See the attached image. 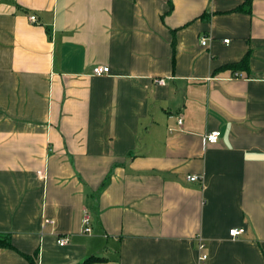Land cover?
Returning <instances> with one entry per match:
<instances>
[{
    "label": "crops",
    "instance_id": "1",
    "mask_svg": "<svg viewBox=\"0 0 264 264\" xmlns=\"http://www.w3.org/2000/svg\"><path fill=\"white\" fill-rule=\"evenodd\" d=\"M0 233V264H264V0H0Z\"/></svg>",
    "mask_w": 264,
    "mask_h": 264
},
{
    "label": "built area",
    "instance_id": "2",
    "mask_svg": "<svg viewBox=\"0 0 264 264\" xmlns=\"http://www.w3.org/2000/svg\"><path fill=\"white\" fill-rule=\"evenodd\" d=\"M29 19L30 21L32 22H36V17L34 15H30L29 16ZM208 37L206 36H201L200 37V44L201 45H206V43L208 42ZM224 42H229V39H224L223 40ZM109 72V67L106 66V65H95L93 66L92 68V73L94 75H103V74H107ZM162 81V80H160ZM178 123H181V118L178 117ZM219 135H220V132L218 130H213V131H210L208 133H206L204 135V140L207 142V143H215L218 141V138H219ZM187 179L190 180V181H195L196 179H198V176L197 175H188L187 176ZM92 214H91V211L87 208L84 209L83 211V216H82V231L83 233H86V234H89L91 233L92 231ZM48 222H51L50 219H44V223H48ZM244 232V228L243 227H238V228H231L229 229L228 233L230 235L231 238H235L237 237L238 235L242 234ZM57 243L62 246V245H65L67 243V238L66 237H58L57 239ZM204 247V244L199 241L198 242V248L200 250H202ZM207 258V255L205 253H201L200 256H199V260L200 262H204Z\"/></svg>",
    "mask_w": 264,
    "mask_h": 264
},
{
    "label": "trees",
    "instance_id": "3",
    "mask_svg": "<svg viewBox=\"0 0 264 264\" xmlns=\"http://www.w3.org/2000/svg\"><path fill=\"white\" fill-rule=\"evenodd\" d=\"M170 7H172L171 3H170ZM238 9H240V6L236 10ZM245 10L249 11V9H245ZM248 59H249V52H246L245 55L238 62L227 64L226 66H224V68H231L232 70H241L247 67ZM10 238H11V235L9 233H0V247L12 249L13 247H12ZM26 258L28 259L30 264H35L34 259L32 257L26 256ZM103 260H105L104 257L91 255V256L86 257L83 261L77 264H91L93 262H98V261H103Z\"/></svg>",
    "mask_w": 264,
    "mask_h": 264
}]
</instances>
